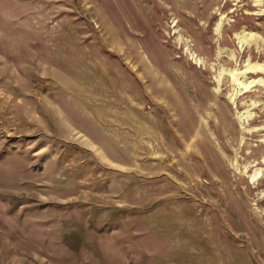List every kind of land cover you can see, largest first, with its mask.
I'll use <instances>...</instances> for the list:
<instances>
[{"label": "rangeland", "instance_id": "374dc122", "mask_svg": "<svg viewBox=\"0 0 264 264\" xmlns=\"http://www.w3.org/2000/svg\"><path fill=\"white\" fill-rule=\"evenodd\" d=\"M0 264H264V0H0Z\"/></svg>", "mask_w": 264, "mask_h": 264}, {"label": "bare ground", "instance_id": "6f19581e", "mask_svg": "<svg viewBox=\"0 0 264 264\" xmlns=\"http://www.w3.org/2000/svg\"><path fill=\"white\" fill-rule=\"evenodd\" d=\"M221 25H222V23H221V20H220V21L216 24V26H215V31H216V32L221 28ZM235 37H236V38H239V39L242 40V37H239L237 34H236ZM252 83H253V82H252ZM250 84H251V83H248V84L246 85V87H248Z\"/></svg>", "mask_w": 264, "mask_h": 264}]
</instances>
